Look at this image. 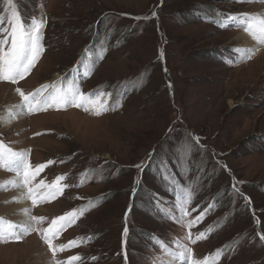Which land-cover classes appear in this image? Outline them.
Wrapping results in <instances>:
<instances>
[{
  "label": "rangeland",
  "instance_id": "rangeland-1",
  "mask_svg": "<svg viewBox=\"0 0 264 264\" xmlns=\"http://www.w3.org/2000/svg\"><path fill=\"white\" fill-rule=\"evenodd\" d=\"M17 2L26 26L44 24V52L23 80L0 82V142L32 153L34 166L47 164L32 181L43 195L55 191L48 186L57 177L66 181L56 183L55 198L27 210L44 218L36 231L0 241V264H57L73 255L81 257L74 264H181L184 249L216 264H264V44L244 40L257 42L244 18H264V0ZM157 20L173 85L164 82ZM60 83L103 92L106 105L114 89L112 109L30 113L16 91L46 96L52 89L43 86ZM15 175L0 164L5 227L29 219L18 216L17 187L6 184ZM74 207L84 215L52 242L79 246L54 258L42 232Z\"/></svg>",
  "mask_w": 264,
  "mask_h": 264
},
{
  "label": "snow or ice",
  "instance_id": "snow-or-ice-1",
  "mask_svg": "<svg viewBox=\"0 0 264 264\" xmlns=\"http://www.w3.org/2000/svg\"><path fill=\"white\" fill-rule=\"evenodd\" d=\"M7 9H10L8 14L7 23L9 29L3 28L4 17H0V35L7 33V36L0 39V82L17 83L23 80L27 75L30 74L31 70L36 66L39 58L44 52L42 44V29L44 24L33 23L30 27L25 26L20 19V16L16 10L13 0H7ZM227 19L235 20L237 17H227ZM246 21L245 31L258 43L264 44V18L259 17H245ZM10 36V39L8 38ZM250 58V56H249ZM51 88L52 91L48 95H43L42 90H37L34 93L25 94L24 91L17 88L16 91L21 97L23 107H26L30 113L36 111H47L49 108L61 110L69 106L77 108H83L84 111H94V114L101 115L106 110V103H100L101 99L105 96V93L100 92L95 97L91 93L84 94L82 91L74 87H68L62 89L56 84L45 85L44 89ZM111 97V94H107ZM87 105H91V108ZM52 163L51 161L48 164ZM0 164L6 166L10 171H14L17 177L22 179V186L28 189V198L32 200L33 205L38 203L50 201L55 198L61 189L56 187V183L65 179L60 176L56 178V182L48 186L55 188V191H49L46 195L41 196L38 200V192H34L31 186L33 178L47 166L37 165L33 169V166L29 162L28 154L25 152H16L11 148H8L3 143H0ZM43 183V182H42ZM189 199L183 202L184 205L190 202ZM182 212L185 215L188 213L185 211L183 205H181ZM29 217L28 222L23 225H16L11 222H5L0 219V241H20L22 235L29 234L31 231H36L34 225H38L43 222V217L32 216L30 213H26ZM76 214L74 212L67 213L65 215L56 217L51 220L50 226L44 229L42 232V239L47 244L49 250L52 252V256L55 258L57 251H67L71 247H78L76 241H70L67 245H61L59 249L53 244V239L57 238L67 226L71 225L75 219ZM202 217L198 216L196 221L201 220ZM20 227L19 233L13 231V229ZM191 227V225H190ZM127 229H125V235ZM261 240H264V235H261ZM221 253L218 250L215 254L219 256ZM81 259L79 255H73L68 258L67 261H57V264H74ZM187 259L188 264H216V262L209 261L208 258L193 259L191 249H184L179 254V260L181 264Z\"/></svg>",
  "mask_w": 264,
  "mask_h": 264
},
{
  "label": "bare ground",
  "instance_id": "bare-ground-1",
  "mask_svg": "<svg viewBox=\"0 0 264 264\" xmlns=\"http://www.w3.org/2000/svg\"><path fill=\"white\" fill-rule=\"evenodd\" d=\"M222 20V19H221ZM244 40H245V44L247 43L248 44V47L249 48H258V46H260L261 44L259 43L258 44V42H250L249 40H247V38H244ZM244 44V45H245ZM262 46V45H261ZM246 47V46H245ZM264 48V47H263ZM261 49V48H260ZM259 49V50H260ZM258 50V49H257ZM243 54V53H242ZM243 55H245V54H243ZM262 56V55H261ZM41 66V65H40ZM2 87V86H1ZM19 106V105H18ZM20 108V107H19ZM21 110H22V108H20ZM16 110L15 109V113H17L18 115H21V110ZM50 114V113H49ZM49 114H46V115H37L38 117H35L32 121H35L36 119H41V118H45V116H48ZM14 115V114H13ZM14 119H17V117L15 118V117H11V124L12 123H14ZM30 119V118H29ZM8 121H9V118L8 119H6L5 121H3V122H5L6 124H8ZM3 175V174H2ZM33 181V180H32ZM36 183V182H35ZM35 183H32L31 184V186L33 187V189H34V192H38V196H37V198H38V200L41 198V196H44L41 192H40V190H42L40 187L42 186V185H39V187H35L34 186V184ZM7 186H10V184H12V186H14V187H17V189H16V192H15V198H16V200H15V198H14V200L17 202L16 204H15V209H16V211H17V214H18V216H21L22 218H27L26 216H27V214H25L26 212H27V210L28 209H31V207H32V200L31 199H29L28 198V189L27 188H25V187H23L22 186V179L20 178V177H17V175H15V176H11L10 178H8L7 179ZM51 207V206H50ZM51 208H53V206L51 207ZM46 209H48V207H45L44 209L42 208V211L44 210H46ZM21 222V221H20ZM24 224V223H23ZM21 225V224H20ZM19 230V229H18ZM5 247H8V246H5Z\"/></svg>",
  "mask_w": 264,
  "mask_h": 264
},
{
  "label": "trees",
  "instance_id": "trees-1",
  "mask_svg": "<svg viewBox=\"0 0 264 264\" xmlns=\"http://www.w3.org/2000/svg\"><path fill=\"white\" fill-rule=\"evenodd\" d=\"M163 2V1H162ZM13 3H14V5H15V7H16V10H17V12H18V14H19V16H20V19H21V22L26 26V24H25V19H24V17H23V15H22V11L20 10V6H19V4H18V2H17V0H13ZM0 6H1V8H0V17H4V21H3V23L4 22H7V18H8V14H9V12H10V9H8L7 11L6 10H1L2 9V7H8L7 6V0H0ZM158 16V15H157ZM159 19H160V17H158ZM158 22H157V26H158V33H159V35H160V40L162 41V46H160V48H158V52H159V57H160V59H161V57H162V54L164 55V57H165V68L167 69V72L170 74V76L168 77V78H166L165 76H164V82H165V84H167V83H170V84H172L173 85V83L170 81L171 80V70H170V67L168 66V58H166L167 57V52H166V49H165V46L167 45V41L166 40H163L162 38L164 37V34L166 35V32H163V30H162V28H161V25H159V20H157ZM164 33V34H163ZM95 54L94 55H96V52H94ZM93 55V56H94ZM92 56V57H93ZM162 62V61H161ZM163 70V69H162ZM57 85V84H56ZM58 87H60V88H62V89H64V87H65V85H64V83L62 84V83H60V84H58L57 85ZM124 87V86H123ZM116 90H117V92H119L118 94H120L119 96L121 97V96H123L125 93H122V90L120 91V89H119V87H116ZM106 91H110L111 92V95H112V97H111V102H110V104H109V106L108 107H106V110H108V109H112V105H111V103H112V99H113V92H114V89H112V90H106ZM121 105V103H117L116 104V107L118 108L119 106ZM66 109V108H65ZM65 109H63V110H52V111H64ZM61 113V112H60ZM149 164H150V162H149ZM149 164H148V166H149ZM231 185H233V187H234V183L233 182H231L230 181V189H231ZM235 188V187H234ZM138 193V192H137ZM243 195V194H242ZM136 196H137V194H135V197L133 198V202H134V200L136 199ZM219 200V199H218ZM142 203V202H141ZM218 204H222V202H221V199L219 200V202H218ZM133 204L131 205V211H132V208H133ZM155 208V207H154ZM83 210L82 209H79V208H76V207H74L73 208V212L75 213V214H79L80 216H83L84 215V212H82ZM128 217H129V215H128ZM128 220V219H127Z\"/></svg>",
  "mask_w": 264,
  "mask_h": 264
}]
</instances>
